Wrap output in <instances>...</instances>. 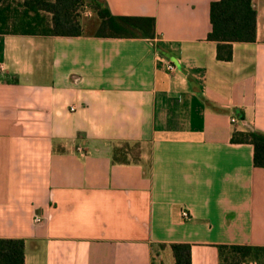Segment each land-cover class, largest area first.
Segmentation results:
<instances>
[{
	"label": "crops",
	"instance_id": "0c3cea01",
	"mask_svg": "<svg viewBox=\"0 0 264 264\" xmlns=\"http://www.w3.org/2000/svg\"><path fill=\"white\" fill-rule=\"evenodd\" d=\"M100 1L153 19L154 38L97 36L94 14L79 37L0 35V239L24 240V264H171V244H189L191 264H222L219 246L264 251V171L231 142L264 134V0L256 41L232 44L229 62L207 40L219 0Z\"/></svg>",
	"mask_w": 264,
	"mask_h": 264
},
{
	"label": "trees",
	"instance_id": "16d2710c",
	"mask_svg": "<svg viewBox=\"0 0 264 264\" xmlns=\"http://www.w3.org/2000/svg\"><path fill=\"white\" fill-rule=\"evenodd\" d=\"M91 11L99 20L97 36L132 39L154 38L153 19L114 17L100 0H0V35L79 37L83 26L79 12ZM211 32L207 40L215 42L216 59L232 60V44L256 41V10L253 0H219L210 5ZM234 144L253 146V165L264 171V134L254 130L234 132ZM127 145L113 151L116 163H126ZM171 254V264H191L189 244L161 246ZM222 264H243L252 260L262 264L263 249L248 246H219ZM0 264H24V240L0 239ZM155 264V263H152ZM159 264H168L162 261Z\"/></svg>",
	"mask_w": 264,
	"mask_h": 264
},
{
	"label": "rangeland",
	"instance_id": "374dc122",
	"mask_svg": "<svg viewBox=\"0 0 264 264\" xmlns=\"http://www.w3.org/2000/svg\"><path fill=\"white\" fill-rule=\"evenodd\" d=\"M79 21L81 24L88 25L86 27V33L89 34L95 31L93 25L96 22V18L91 11H88L87 9L81 10L79 12ZM156 264H159V262H156Z\"/></svg>",
	"mask_w": 264,
	"mask_h": 264
},
{
	"label": "built area",
	"instance_id": "2783aa9c",
	"mask_svg": "<svg viewBox=\"0 0 264 264\" xmlns=\"http://www.w3.org/2000/svg\"><path fill=\"white\" fill-rule=\"evenodd\" d=\"M167 69H168L170 72H172V71L175 70V68H174L172 65H170V64H168ZM232 122H235V120H232ZM188 217H189V215H188L187 212H183V213H182V218L187 219ZM35 221H36V222H39V219L37 218Z\"/></svg>",
	"mask_w": 264,
	"mask_h": 264
}]
</instances>
